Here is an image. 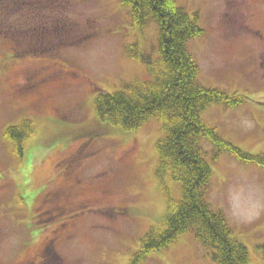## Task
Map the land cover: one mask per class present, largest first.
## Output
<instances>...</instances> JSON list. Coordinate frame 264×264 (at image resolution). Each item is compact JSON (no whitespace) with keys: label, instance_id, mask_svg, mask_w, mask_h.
<instances>
[{"label":"rangeland","instance_id":"1","mask_svg":"<svg viewBox=\"0 0 264 264\" xmlns=\"http://www.w3.org/2000/svg\"><path fill=\"white\" fill-rule=\"evenodd\" d=\"M175 3L205 31L188 44L199 82L243 97L236 107L211 104L201 119L264 157V0ZM157 38L155 23L132 25L121 0H0V264H128L164 216V190L180 199L181 183L156 176L159 121L125 132L94 111L99 91L149 77L129 46L156 62ZM23 120L36 133L19 156L2 132ZM201 147L211 168L206 202L248 264H264V163L207 140ZM211 252L186 232L141 264H216Z\"/></svg>","mask_w":264,"mask_h":264},{"label":"trees","instance_id":"2","mask_svg":"<svg viewBox=\"0 0 264 264\" xmlns=\"http://www.w3.org/2000/svg\"><path fill=\"white\" fill-rule=\"evenodd\" d=\"M121 1L130 9L131 23L138 31L150 22L158 27V59L153 62L150 56L136 51L137 45L129 46L131 57L143 62L149 77L113 93L99 91L94 99V111L99 120L125 132H134L156 118L163 133L155 144L157 179L163 184L165 176H169L181 183L178 200L164 190L167 196L164 216L140 239L139 249L128 264L145 262L152 253L168 248L186 232L212 250L211 259L216 264H248L245 246L231 237L223 214L213 211L206 202L211 168L201 147V141L207 140L218 153L226 151L243 162L258 159L264 163V157L242 152L201 119L211 104L236 107L243 97L228 96L223 90L199 82L200 69L188 44L201 38L205 31L175 0ZM35 133L33 123L23 120L7 127L2 137L22 156ZM258 250L264 257V244Z\"/></svg>","mask_w":264,"mask_h":264},{"label":"flooded vegetation","instance_id":"3","mask_svg":"<svg viewBox=\"0 0 264 264\" xmlns=\"http://www.w3.org/2000/svg\"><path fill=\"white\" fill-rule=\"evenodd\" d=\"M42 82L40 81V80H37V79H35L34 81H33V83L30 85V87H28V88H23L24 90H28V93H30V88L31 89H35V88H37L40 84H41ZM23 87V86H22ZM19 89H21V88H19ZM32 90V91H33ZM28 264H32V262H30V263H28Z\"/></svg>","mask_w":264,"mask_h":264}]
</instances>
